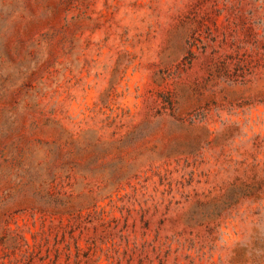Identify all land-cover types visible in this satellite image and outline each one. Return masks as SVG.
Returning a JSON list of instances; mask_svg holds the SVG:
<instances>
[{
	"label": "rangeland",
	"instance_id": "1",
	"mask_svg": "<svg viewBox=\"0 0 264 264\" xmlns=\"http://www.w3.org/2000/svg\"><path fill=\"white\" fill-rule=\"evenodd\" d=\"M0 264H264V0H0Z\"/></svg>",
	"mask_w": 264,
	"mask_h": 264
}]
</instances>
